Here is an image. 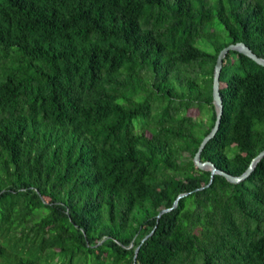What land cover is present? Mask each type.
I'll return each instance as SVG.
<instances>
[{
  "label": "trees",
  "instance_id": "obj_1",
  "mask_svg": "<svg viewBox=\"0 0 264 264\" xmlns=\"http://www.w3.org/2000/svg\"><path fill=\"white\" fill-rule=\"evenodd\" d=\"M239 41L264 58V0H0V264H264V157L194 162ZM220 79L202 161L238 176L264 65Z\"/></svg>",
  "mask_w": 264,
  "mask_h": 264
},
{
  "label": "water",
  "instance_id": "obj_2",
  "mask_svg": "<svg viewBox=\"0 0 264 264\" xmlns=\"http://www.w3.org/2000/svg\"><path fill=\"white\" fill-rule=\"evenodd\" d=\"M230 50H237V51L251 57L252 59H254L259 64L264 65V58L259 56L258 54H256L245 42H242V41H239L236 43H230L229 45L224 47L218 55L217 62L215 65V69H214V79H213V101H214L216 112H217L216 122H215L214 127L210 131V133L204 137V139H203V141H202V143H201V145H200V147H199V149H198V151L194 157V162H195L197 167H199L201 169H210L211 170V180H210V183L208 185H210L212 183L214 176L216 174H222L229 181L234 182V183L241 182L250 176V174L253 172L256 165L258 164V162L261 161L262 158L264 157V150H262L256 157H254L252 159L247 170L238 176L233 175V174L217 167L211 161H202V152H203L204 148L206 147L207 143L213 137H215V135L218 132L220 125H221L222 116H223V112H224V103H223V98H222L221 89H220V86H221V79L220 78H221V72H222V68H223V64H224V59ZM201 188H203V187H201ZM184 195H186V193L181 194L177 198V200L174 202V205L172 207L162 209L158 216L160 217L163 213L168 212V211L172 210L174 207H176L178 204V200L181 197H183ZM153 233H154V230L151 231V233H149L148 235H146L143 238L142 242L146 241ZM139 249H140V246H138L136 248L135 260L137 257V253L139 252Z\"/></svg>",
  "mask_w": 264,
  "mask_h": 264
},
{
  "label": "rangeland",
  "instance_id": "obj_3",
  "mask_svg": "<svg viewBox=\"0 0 264 264\" xmlns=\"http://www.w3.org/2000/svg\"><path fill=\"white\" fill-rule=\"evenodd\" d=\"M219 30H220V32H221V34H222L221 39H222V40H226V39H227L226 33H225L223 30H221L220 28H219ZM191 113L194 114V115H198V114H199V110H198V108H194V109H192Z\"/></svg>",
  "mask_w": 264,
  "mask_h": 264
}]
</instances>
